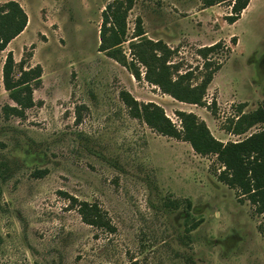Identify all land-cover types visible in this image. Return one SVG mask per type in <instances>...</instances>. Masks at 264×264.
Segmentation results:
<instances>
[{
	"label": "rangeland",
	"instance_id": "obj_1",
	"mask_svg": "<svg viewBox=\"0 0 264 264\" xmlns=\"http://www.w3.org/2000/svg\"><path fill=\"white\" fill-rule=\"evenodd\" d=\"M16 1L28 22L0 50V264H264L263 216L217 179L215 156L158 134L120 97L155 102L176 125L177 110L193 112L223 142L257 130L227 128L242 103L251 112L264 101V0H250L234 23L225 19L234 0H134L121 45L128 60L138 17L192 84L205 72L198 49L221 43L208 55L219 68L204 105L136 80L98 49L112 0ZM8 51L15 74L22 59L42 68L23 117L5 111L16 106L2 81ZM68 196L97 204L112 230L83 222Z\"/></svg>",
	"mask_w": 264,
	"mask_h": 264
},
{
	"label": "trees",
	"instance_id": "obj_2",
	"mask_svg": "<svg viewBox=\"0 0 264 264\" xmlns=\"http://www.w3.org/2000/svg\"><path fill=\"white\" fill-rule=\"evenodd\" d=\"M202 1L205 6L217 2ZM249 2L250 0H234L230 3L231 14L225 17L227 22L234 23L238 20ZM133 4L134 0H112L106 4L102 11L98 49L124 66L136 80L144 78L180 102L204 105L206 87L212 80L213 73L219 68L217 65L211 68L213 63L208 55L217 50L221 43L218 41L198 49V54L204 59L205 72L199 83L192 84V72L189 70L179 73L178 69L168 63L171 49L161 40L146 38L138 17L132 36L135 40L129 44L131 59L128 60L121 45L126 40V18ZM27 22V14L18 1L7 0L0 3V50H4L25 29ZM24 60L18 63V73L15 74L16 62L12 52L8 51L2 67L3 86L16 105L5 106V111L8 115L18 117H23L25 109L34 105L32 92L39 85L42 74L40 65L24 69ZM140 66L144 68L142 73ZM120 97L132 117L141 119L158 134L188 142L197 154L215 156L220 165L219 170H216L217 179L235 189L237 198L247 200L255 213L263 216V222L258 224L257 229L264 237V101L251 112H243L242 103L227 129L234 134H242L255 124H260V127L242 139L223 142L215 138L204 120L193 112L177 110L175 114L179 125H176L159 104L151 101L139 102L126 90L120 91ZM212 104V113L215 114V103ZM68 198L72 205L78 204L77 210L83 222L112 230V225L97 204L77 201L73 196ZM129 264L136 262L130 261Z\"/></svg>",
	"mask_w": 264,
	"mask_h": 264
}]
</instances>
